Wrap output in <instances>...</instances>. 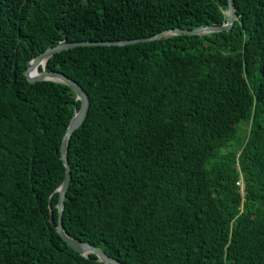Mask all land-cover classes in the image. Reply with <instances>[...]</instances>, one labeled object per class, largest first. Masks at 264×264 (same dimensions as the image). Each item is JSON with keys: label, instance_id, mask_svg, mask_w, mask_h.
<instances>
[{"label": "trees", "instance_id": "trees-1", "mask_svg": "<svg viewBox=\"0 0 264 264\" xmlns=\"http://www.w3.org/2000/svg\"><path fill=\"white\" fill-rule=\"evenodd\" d=\"M234 3L230 30L50 56L46 68L90 99L68 142L69 234L124 264H264V0ZM227 7L0 0V264H109L74 250L49 220V203L58 217L62 137L80 101L63 82L29 81L27 61L65 37L220 24Z\"/></svg>", "mask_w": 264, "mask_h": 264}, {"label": "water", "instance_id": "water-1", "mask_svg": "<svg viewBox=\"0 0 264 264\" xmlns=\"http://www.w3.org/2000/svg\"><path fill=\"white\" fill-rule=\"evenodd\" d=\"M227 15L226 21L220 24H206L193 28L187 27H172L160 30L149 36H141L135 38H124V39H105V40H91V39H79V40H69L68 38H63L59 40L56 44L48 45L43 51L32 56L28 61L26 68L24 70V75L29 81L37 80H53L58 82H63L69 85L76 93V99L80 101L79 108L75 107V112L71 117L65 132L62 137L60 145V157L64 164V176L59 185L55 188V191L58 192V200L56 203L58 209L57 222H53V210L49 203L50 207V218L49 220L56 228L57 232L63 238V240L74 250L78 251L80 254L89 256L90 253H93L97 256L99 261L109 263V264H124L119 259L108 255L103 249L99 246L93 245L87 241L78 239L77 237L69 234L62 223V213L65 207V196L66 191L69 186V181L71 178V166L68 161V142L72 133L83 123L88 107H89V96L86 90L73 78L67 76L65 73L55 70L47 69L46 63L50 56L59 52L63 49L76 47V46H87V45H125L129 43L149 41L154 39H159L162 37L179 35V34H206L209 32H218L222 30H230L236 19V9L234 0H228V7L225 10ZM50 202V197H49Z\"/></svg>", "mask_w": 264, "mask_h": 264}, {"label": "rangeland", "instance_id": "rangeland-1", "mask_svg": "<svg viewBox=\"0 0 264 264\" xmlns=\"http://www.w3.org/2000/svg\"><path fill=\"white\" fill-rule=\"evenodd\" d=\"M246 128V124H242V130H244ZM240 184L242 185V187H243V181H242V179L240 180Z\"/></svg>", "mask_w": 264, "mask_h": 264}]
</instances>
